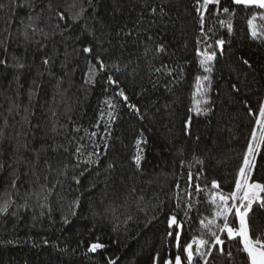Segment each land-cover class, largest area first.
Wrapping results in <instances>:
<instances>
[{"label":"trees","instance_id":"16d2710c","mask_svg":"<svg viewBox=\"0 0 264 264\" xmlns=\"http://www.w3.org/2000/svg\"><path fill=\"white\" fill-rule=\"evenodd\" d=\"M198 7L0 0V206L8 203L0 264H165L177 254L186 264L184 245L194 237L212 243L200 221L215 219L213 193L235 190L264 102V9L233 0ZM213 52L205 73L199 61ZM204 75L209 103L197 115L190 109ZM249 182L264 184V145ZM248 223L250 235L264 238L259 202ZM176 231L179 249L168 236ZM217 234L225 243L213 246L208 264H248L239 238ZM93 243L104 247L89 252ZM193 264L205 262L194 255Z\"/></svg>","mask_w":264,"mask_h":264},{"label":"snow or ice","instance_id":"6c2138e0","mask_svg":"<svg viewBox=\"0 0 264 264\" xmlns=\"http://www.w3.org/2000/svg\"><path fill=\"white\" fill-rule=\"evenodd\" d=\"M219 0H197V4L199 7L197 11L200 12V9H207L209 4H218ZM234 4L248 6H255L259 9H264V0H233ZM83 11V10H82ZM223 11L225 13L229 12L228 8H224ZM155 12V9H153ZM60 19L63 20L65 17L62 14H59ZM256 19L253 16L248 20L249 29L251 30V34L253 38L257 37V32L253 28V21ZM260 19H264V16H261ZM200 23L201 29L203 31L204 25V15L200 13ZM223 25L224 21H220ZM229 31H231V25H228ZM224 42L222 40L217 41V45H222ZM211 47V45H208ZM162 48H157V51H162ZM92 50L89 47L83 48L84 53H90ZM197 55L200 56V51H197ZM216 59L215 53H204L203 58L200 59L199 63L205 73H211L213 71L212 62ZM2 63V61H0ZM45 65L49 63L47 59L43 61ZM100 63L101 69H103L104 65L102 62L98 60ZM247 64V61H244ZM19 66V65H18ZM89 71H92V65H89ZM159 71V69L157 70ZM109 82H113L112 78L109 77ZM207 82V84L203 83ZM211 84L210 76L204 75L203 77L198 76L196 78L195 89L196 91L193 93V108L190 111H195L197 115L206 114L203 112L200 107L201 103L208 104L209 101L206 98L208 85ZM234 91H238L235 85L232 86ZM117 95L124 96V93L121 91L117 93ZM124 99L127 100V97L124 96ZM134 107V106H130ZM111 116V113H109ZM249 115H252V112L249 111ZM191 123V117L186 122L185 127H188ZM141 143L140 140H137V145ZM264 145V103H262L259 107L258 116L255 118V127L252 129L251 139L248 141L247 151L243 157V164L239 168L238 176L235 181V190L231 193L224 195L220 194L217 197L216 193L212 194V203L216 207L215 211V219H209L207 223L203 220L200 221L201 227L206 229L208 233L213 238L212 243L210 244L206 239H197L193 238V240L183 246V253L186 256V264H193L194 255L200 257V259L204 260L205 264H208V257L212 254V248L215 245L223 246L225 241L221 239V236L217 234V231L220 233H226L228 240H235L239 238L238 242L242 245L240 249L244 253L247 254L248 264H264V238L259 236L253 237L250 235V226L248 223V216L250 211L253 208V204L259 202L261 208H264V197L261 196V193H264V184L250 183V178L252 175V170L255 167V157L258 154L261 146ZM77 154H79V149H77ZM141 157L137 155L135 157V161L137 166H139ZM85 163H91V160L84 161ZM189 179L191 180V173H189ZM13 186H15V181H13ZM212 187L215 189L218 187L217 183L213 181ZM196 191L199 192L200 188L197 186ZM217 199H219V203H217ZM8 203L5 202L4 205L0 206V214L7 212ZM233 216L235 221H238L239 226L236 227L234 221L230 220L229 217ZM216 219H220L223 221L222 224H217ZM68 221L65 220V223ZM177 221L175 216H170L168 219V227L172 228L173 225H176ZM213 227H215L216 231H213ZM175 236L176 239V247L179 249L181 247V234L179 231L169 232L168 236ZM193 245H195V251H193ZM104 245L101 243H93L88 248L89 252H95L97 249L103 248ZM201 249H206L205 251H201ZM220 254L223 255V247L220 248ZM227 255L231 257V252H228ZM109 264H115L114 261H109ZM165 264H184L182 262L181 255L177 254L175 256L174 261L166 260Z\"/></svg>","mask_w":264,"mask_h":264},{"label":"built area","instance_id":"2783aa9c","mask_svg":"<svg viewBox=\"0 0 264 264\" xmlns=\"http://www.w3.org/2000/svg\"><path fill=\"white\" fill-rule=\"evenodd\" d=\"M255 204V203H254Z\"/></svg>","mask_w":264,"mask_h":264},{"label":"rangeland","instance_id":"374dc122","mask_svg":"<svg viewBox=\"0 0 264 264\" xmlns=\"http://www.w3.org/2000/svg\"><path fill=\"white\" fill-rule=\"evenodd\" d=\"M264 103V102H263Z\"/></svg>","mask_w":264,"mask_h":264}]
</instances>
